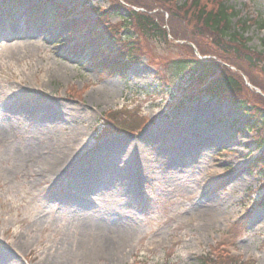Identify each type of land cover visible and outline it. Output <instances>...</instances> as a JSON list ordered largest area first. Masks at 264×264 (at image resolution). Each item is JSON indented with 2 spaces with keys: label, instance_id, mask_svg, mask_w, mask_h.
Instances as JSON below:
<instances>
[{
  "label": "rangeland",
  "instance_id": "374dc122",
  "mask_svg": "<svg viewBox=\"0 0 264 264\" xmlns=\"http://www.w3.org/2000/svg\"><path fill=\"white\" fill-rule=\"evenodd\" d=\"M54 2L71 9L68 21L78 13L87 25L73 43L66 44L70 35L54 19ZM13 4L17 6L10 11ZM229 4L241 11L240 17L247 13L249 19H264V0ZM106 5L103 0H6L2 8L0 0V14L14 24L13 16L21 18V37L33 28L42 31L44 40L33 33L21 51L0 49V264L2 253L10 264H203L202 257L207 264H264V201L259 203L263 184L259 171L250 167L258 150L255 135L245 129V117L229 100L206 97L181 108L168 106L170 86L165 89L156 82L163 75L157 69L165 71L169 58L183 54L162 41L153 46L140 43L139 60L123 76L94 68L90 61L121 46L104 33L87 35L95 20L93 9ZM109 20L123 35L133 31L140 42L146 38L137 27L122 25L118 16ZM243 35L250 38L248 46L258 49L264 28L253 24ZM168 72L173 76L172 68ZM74 92L82 94L76 99ZM17 103L47 107L53 115L57 110L71 118L70 124L57 128L46 123L43 132L50 129L53 135L42 140L33 130L40 123L37 118L17 120L7 112ZM120 107L136 115L142 110L149 120L136 134L97 138L103 112ZM204 119L224 131L222 142L196 146L199 142L193 140L199 132L190 125ZM157 136L177 138L189 152H176ZM41 140L53 144L47 156L35 155L47 147H37ZM134 140L139 141L142 164L129 166L137 185L130 190L124 184L117 187L115 171L128 164L131 153L119 155ZM107 142L119 157H102L94 165L89 160L91 180L68 169L76 168L83 150ZM30 147L37 152L23 163ZM174 158L175 163L184 158L185 168L175 172ZM60 159L62 169L56 172L52 164ZM166 169L178 174L171 182L162 178ZM181 171L188 177L185 182ZM171 186L175 191L167 192ZM214 204L217 212L211 209ZM118 221L128 225L120 227Z\"/></svg>",
  "mask_w": 264,
  "mask_h": 264
},
{
  "label": "trees",
  "instance_id": "16d2710c",
  "mask_svg": "<svg viewBox=\"0 0 264 264\" xmlns=\"http://www.w3.org/2000/svg\"><path fill=\"white\" fill-rule=\"evenodd\" d=\"M110 1L117 12L122 6L142 8L131 12L130 18L134 17L136 27L145 35L142 40L146 46L162 41L183 54L174 60L169 58L180 82L179 96H231L234 103L243 107L252 125L258 126L259 131L262 127L260 138L264 140V38L259 50L246 45L243 33L249 20L237 18L239 12L228 4L229 0H183L180 4L176 0ZM255 23L264 27V20ZM190 43L206 57L198 58ZM119 65L125 66L115 60L110 68L126 69ZM140 120L128 111L113 112L109 131L133 129ZM258 164L264 166V153L253 163L254 167ZM231 262L241 264L237 260Z\"/></svg>",
  "mask_w": 264,
  "mask_h": 264
},
{
  "label": "bare ground",
  "instance_id": "6f19581e",
  "mask_svg": "<svg viewBox=\"0 0 264 264\" xmlns=\"http://www.w3.org/2000/svg\"><path fill=\"white\" fill-rule=\"evenodd\" d=\"M1 16V14H0ZM13 19L18 22L19 21V18L18 17H13ZM22 32L21 28H18L16 26V24L14 23H8L7 22V19H3L1 20L0 19V48L1 49H7V48H11V50L13 49H17L18 50H22L23 49V46H25L24 42H27V40L29 39V42L30 40H32L33 36L32 34L35 33L37 36H38V40L41 39L42 37V34L39 33V32H35L32 30V28H27L26 31H25V36L22 34H19ZM20 41H18L17 39H20ZM37 40V41H38ZM108 88H110V86H107ZM108 90V89H107ZM14 109L12 108H9L7 112H10L11 116L14 118V119H17L18 116H20L19 119L21 118H25L28 119L29 121H31V117H34V118H37L38 120L37 121H40V123L38 124V126L36 127V125L33 127V130L36 128V130L38 131V133H41V136H42V140H46L48 138H50V136L53 135V131H51L50 129H47L45 132H43L44 130H42V126H48V124H53L55 123L56 124V127H60L62 128L63 126H65L66 124H70L69 121H70V117L68 115H64L63 113H59L57 112V110H54L55 114L56 115H53V113L51 112L52 109L50 108H39L31 103H17V106L14 105L13 106ZM16 109V110H15ZM19 114H24V115H19ZM205 115V113L203 112V116ZM17 119V120H19ZM180 122V120H179ZM190 122V121H189ZM194 122V121H192ZM18 123V122H17ZM48 123V124H46ZM188 124V123H187ZM182 124H180L181 126ZM190 127L192 128H197L198 129V132L199 134H197L196 136L197 137H194L195 139L193 140V142H195L196 140H198L199 143L196 144V146H198V144H202V143H209V142H222L223 140V137H224V131L223 130H218L217 127L215 125L212 124V121L210 120L209 122L208 121H205L204 120H201V122L195 124V125H190ZM40 130H42L40 132ZM171 135H175V131L172 130L170 132ZM147 135L151 136V134L147 133ZM49 136V137H48ZM154 138L156 139V135L154 136ZM158 139H161L160 141H165L167 142V144H170L171 147L173 149L179 152H189V150L185 149L183 146H184V143H180V141L177 139V138H173L172 136L170 137H167V139L165 137H161V136H157ZM41 140V143L37 146H41V145H47V147H43L38 153H36L37 151H35V149H31L30 147V150L31 151L24 160H23V163H27L28 160L29 161H32L33 159V156L35 153L36 156H47L48 153L50 152V150L53 151V147H52V142H49V144L45 141H42ZM129 143H127L128 145ZM127 145L125 146V148L127 147ZM50 147V148H48ZM56 148V147H55ZM125 148L123 150V152L118 156L116 155L109 147V142L105 143L104 146L102 147H97V148H93L92 150L90 149H85L83 150L82 152V155L79 156L78 158V161L75 163V166L76 168H68V169H77L80 173V175L84 178L86 177L87 181L91 180L89 179V170L91 169V167L94 165L95 161L98 160L99 158H102V157H107L111 160L113 159H117L118 157L121 158L123 156V154H126V156L129 157V154L131 153V157H129L128 159V164L126 165L125 168H120L119 170L117 169L115 172L117 173V175L119 176L118 179V183L117 187H121L123 184L124 188L127 187L128 189L130 190H133L134 189V186H137L135 184V180L134 182L132 181V174L130 173V170H131V167H129L131 164H142L140 161H138V157H139V154H140V151H141V147H140V144H139V141L138 140H134L130 143V145L127 147V150L125 151ZM57 149V148H56ZM114 150V149H113ZM125 151V153H124ZM169 155V160L172 159V155L171 153L168 154ZM31 156L29 159L28 157ZM183 156V155H182ZM124 158V157H123ZM93 159V161H92ZM125 159H127V157H125ZM92 161L93 165L90 163V161ZM176 159L174 158L173 159V169L174 171H178V170H182V167L184 165L180 164V163H175ZM62 161L61 159L58 160V161H55L54 164H52L54 170L57 172L59 171L60 169H62V164H60ZM167 162V161H166ZM71 165H73L71 163ZM84 166H90V168H86ZM186 166V164H185ZM184 166V168H185ZM71 167H74V166H71ZM84 167V168H83ZM93 168V167H92ZM67 169V170H68ZM81 170H84V171H80ZM168 170V169H166ZM77 171V172H78ZM169 172H164V174L162 175V178L165 180V181H168V182H171L173 181V178L175 176H177L178 174L176 173H173L171 172L170 170H168ZM69 172V171H68ZM68 172L65 174V176L68 174ZM145 172H147V170H145ZM182 172V171H181ZM185 172H182L181 173V176L183 177V181L185 182L187 180L188 177H185L184 176ZM63 174H61L62 176ZM78 175V173L76 174ZM63 175V179L62 181H64V177ZM79 176V175H78ZM232 177V175L230 176V178ZM229 178V179H230ZM144 179V178H143ZM143 179H140L139 180V183H141L143 181ZM156 179L155 177L153 176V178L151 179L152 182H154ZM70 186V184H68V187ZM126 189V188H125ZM174 187L171 186V187H168V190H173ZM214 208L212 207V211L213 212H217L218 211V206L216 204L213 205ZM128 222L125 221L124 222H120L118 221L117 222V225L120 226V227H126L128 224ZM115 230H117L119 232V228H115ZM116 231V232H117ZM104 245H106L104 243ZM109 250V249H108ZM102 251H107V248H104ZM9 256H6L4 255L3 253L1 254V258H2V261L4 264H10V261H9Z\"/></svg>",
  "mask_w": 264,
  "mask_h": 264
}]
</instances>
